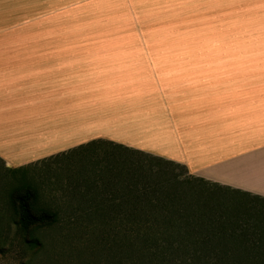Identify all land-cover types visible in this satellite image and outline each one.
Segmentation results:
<instances>
[{
	"label": "rangeland",
	"instance_id": "rangeland-1",
	"mask_svg": "<svg viewBox=\"0 0 264 264\" xmlns=\"http://www.w3.org/2000/svg\"><path fill=\"white\" fill-rule=\"evenodd\" d=\"M234 4L0 0V10L7 11V22L39 31L46 42L93 43L80 53H89L87 58L101 67L99 81H94L102 97L90 104L96 112L104 109L98 113L99 120L104 118L99 125L130 140L134 128L145 129L135 137L148 146L149 127L157 130L154 143L163 144L165 132L172 133L165 101L184 126L178 128L189 125L183 132L187 139L209 142L225 134L216 140L231 143L240 135L264 136L260 103L236 97L241 91L260 89L246 86V78L262 73L264 42L258 37L250 48L244 32L260 29L264 20L248 15L243 6L235 11ZM136 42L149 45L148 56L133 49ZM142 192L152 194L146 200ZM28 202L57 216L43 221L41 213L32 212L24 228L15 207ZM263 206L264 202L198 181L184 165H167L110 144L42 160L18 172L0 161V264H158L140 253L128 225L143 222L168 228L188 221L190 230L199 232L195 237L209 235L204 225L215 229L210 236L235 240L244 234L253 240L264 236ZM133 208L135 216H124ZM186 236L169 235L167 229L161 234L164 239Z\"/></svg>",
	"mask_w": 264,
	"mask_h": 264
},
{
	"label": "crops",
	"instance_id": "crops-1",
	"mask_svg": "<svg viewBox=\"0 0 264 264\" xmlns=\"http://www.w3.org/2000/svg\"><path fill=\"white\" fill-rule=\"evenodd\" d=\"M233 2L235 11H242L243 6L248 15L264 20V0ZM7 18V11L0 10V161L6 168H23L92 141H106L184 165L195 178L264 200V136L240 135L234 140V133L231 143L218 141L225 134L209 142L187 139L183 132L190 130L189 125L178 128L184 126L177 123L166 101V122L172 133L165 132L163 144L154 143L156 127L147 130L148 146L135 137L145 129L134 128L132 140L110 133L99 125L104 118L99 120L98 113L104 109L98 107L96 112L90 105L95 97H102L94 81H99L101 67L87 58L89 53H80L93 43L46 42L39 31L14 26ZM244 33L250 48L258 37L264 42V26L250 27ZM132 45L148 56L147 43ZM246 86L260 89L241 91L236 97L240 102L260 103L264 126V67L259 76L246 78Z\"/></svg>",
	"mask_w": 264,
	"mask_h": 264
},
{
	"label": "trees",
	"instance_id": "trees-1",
	"mask_svg": "<svg viewBox=\"0 0 264 264\" xmlns=\"http://www.w3.org/2000/svg\"><path fill=\"white\" fill-rule=\"evenodd\" d=\"M101 144H110L114 147L120 149L129 154H139L146 157H149L153 160L165 162L167 165H174L176 163L167 161L163 158L154 157L150 154H146L139 150H134L124 146H118L111 142L106 141H92L86 145H82L77 147L71 151L66 153H61L56 156L49 157L47 159L57 157L63 154L72 155L80 150L89 148L94 145H101ZM46 160V159H44ZM25 167L19 169H13L14 171H21L24 170ZM137 173L134 174L133 178L137 177ZM195 178V177H194ZM198 181L210 183L205 181L201 178H196ZM214 184V183H212ZM219 186L218 184H214ZM220 187V186H219ZM222 189H226L221 187ZM138 190V189H137ZM230 191V189H226ZM145 191V190H144ZM232 192V191H231ZM142 198H146L148 200L152 193H140ZM237 194V193H236ZM17 193L11 195V202L12 205L16 202ZM243 196V195H242ZM248 197V196H245ZM249 198V197H248ZM29 199V198H27ZM251 199V198H250ZM180 200V199H179ZM257 202L263 203L264 200L259 199H252ZM103 209V208H102ZM264 209V206L262 207ZM117 210V209H112ZM126 210V209H125ZM137 208H133V212L130 214L124 213V216H135ZM39 212L41 213L39 219H55L57 216L56 213H52L51 211L38 207L37 205H31L28 202V205L24 203L21 207H15V214L20 216V222L22 227H28L25 223V219L32 218V212ZM119 211L121 209L119 208ZM129 211V210H128ZM135 211V212H134ZM94 212L91 214L93 215ZM179 217L182 216L181 210L178 209L176 211ZM104 214V213H101ZM119 216L122 214L119 212L117 213ZM142 216L150 217L148 214L141 213ZM264 224V222H262ZM122 225V224H121ZM125 225V224H124ZM198 226H202L197 224ZM133 226V228L129 227ZM190 222H180L171 227H166V225H158L155 224H146L143 222L140 223H132V225L127 226L128 233L134 237V239L138 242V249L140 253L144 257H148L153 259L158 264H264V236H260L258 238H254L253 240H249L246 238L244 234L242 236H238L234 239H221L217 238L214 235L210 236V233L215 231V229L204 226V229H207L209 235L207 237H195L193 234H198V231L190 230ZM196 227V226H195ZM167 233L169 235L173 234H186L185 238L179 239H164L161 237V234ZM236 231V229H234ZM249 242V245H246V242ZM243 248L249 250H243Z\"/></svg>",
	"mask_w": 264,
	"mask_h": 264
}]
</instances>
